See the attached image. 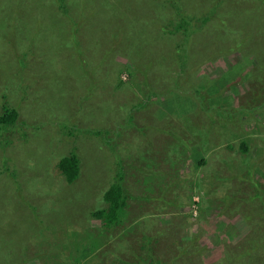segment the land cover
<instances>
[{
  "label": "rangeland",
  "instance_id": "obj_1",
  "mask_svg": "<svg viewBox=\"0 0 264 264\" xmlns=\"http://www.w3.org/2000/svg\"><path fill=\"white\" fill-rule=\"evenodd\" d=\"M37 1L0 0V114L9 105L19 115L0 137V264H264V0H62L65 16ZM176 12L200 27L189 42ZM39 24L58 36L50 27L38 38ZM46 74L73 87L56 91ZM63 119L111 146L60 133ZM146 125L171 144L152 146ZM71 152L74 183L58 168ZM120 167L136 240L105 258L100 243L90 259L75 252L87 244L76 234L100 225L91 213Z\"/></svg>",
  "mask_w": 264,
  "mask_h": 264
},
{
  "label": "trees",
  "instance_id": "obj_2",
  "mask_svg": "<svg viewBox=\"0 0 264 264\" xmlns=\"http://www.w3.org/2000/svg\"><path fill=\"white\" fill-rule=\"evenodd\" d=\"M57 2H58V5L55 4V2L53 0V2H51L50 5L52 6V8H54L55 10H57L60 13L64 9V6L62 4V0H57ZM162 3H163V1L160 2V0H157V2H156V4H161V5H162ZM217 4L220 7L223 6V3L221 0H218ZM215 6L212 8L211 12H208V15H206L201 20L202 25L200 27H202L203 25H207V23H209ZM34 8L39 9V10L40 9L46 10V9H48V3L46 4V3H43V0H40V1L38 0L36 2L35 6L33 7V9ZM165 9L168 10V8L166 6H165ZM176 9H177V12L184 14L179 6H177ZM177 12H176V14H177ZM159 13L161 14V15H159L161 17L163 12H159ZM61 14H63L65 16L64 13L61 12ZM178 16L181 18V22L188 25V28L184 29L183 31L185 32L186 38L189 42V41H191V37H193L192 36L193 33L198 32L200 27L199 28H191V26H192L191 21L182 18L180 15H178ZM64 18L67 20L66 17H64ZM41 23H43V21ZM50 27L52 28L53 36H58L57 31H54L55 29L53 30V27L51 25H45V26H42L41 24H39L38 26L36 25L33 27L32 32L34 31V33L36 35H38V38L43 39V38H45V36L43 35L45 28L49 29ZM182 27L184 28L183 25H182ZM250 28L254 30V26H250ZM59 34H60V36L62 34L60 32V30H59ZM222 37H223V34H222L221 38ZM65 43L67 44V42H65ZM241 44L245 48L251 49L250 44L247 43L245 40H242V39L239 40V43L237 45L240 46ZM73 45L77 46L76 43H73ZM181 49H182V46H178L176 49V54H179V51ZM127 51H130V50L127 49ZM104 53L106 54V59H108L110 57V53L106 50L104 51ZM81 55L82 54H80L79 56H81ZM191 57L192 56L188 53V51L186 49L184 51V55L182 57L179 56L180 65L182 67H184L186 65V61L188 62ZM16 59L22 60L21 58H16ZM180 59H183V60L181 61ZM145 69L148 70V72H150L149 68H145ZM148 72L143 73L144 78L147 77ZM48 74H50V73H48ZM48 74H46V75H48ZM45 80L54 82L52 84V88L58 87L56 91L59 90L60 86H62V87L64 86L67 88L73 87L72 86L73 83L70 81L71 78H68V76H66V77L57 76L56 77L55 75L51 74V75H48L47 79L45 78ZM146 81L147 80L145 79L144 82H146ZM26 86H27V84H25L22 80V82L19 84V89L22 91L21 97H26V95H27V89L25 88ZM62 87H60V88H62ZM37 90H35V91L40 92L39 91L40 87L37 88ZM37 100L39 103L37 104L35 102L34 104L39 105L41 107L42 103L44 102V99H37ZM147 101L157 103V105L161 106V107L163 104V103L159 102L158 95L155 93H148ZM48 102H49V99H48ZM29 103H30V101H29ZM164 105H166V103ZM141 107H144V104H141ZM18 117H19V115H18V111L16 108H12L9 105L3 106V112L0 114V137L2 136V134L5 131L10 129L11 127H13V126L16 127V122L18 120ZM63 122H64V125L58 124L60 133H64L66 136H69V137L72 136L75 138H77L78 133H80V132L88 133V135L94 133L96 136L101 135V141L104 142L107 146H111L110 143L112 142V138H107V136H102V133L100 131L99 132L97 130L96 131H89V130L86 131V130L79 129L75 125V120L71 121V120L63 119ZM69 122H70V126L72 127V130L66 126ZM45 128H46V131L47 130H49V131L56 130L55 126H50V125L46 126ZM66 129H69L70 132L69 131L66 132L65 131ZM144 129H146V130H143L142 128L140 129V133L142 134L141 136L143 139L148 138L149 141L152 143V146L159 148L162 145H164L165 143L171 144L166 136L163 138L157 139V140L153 139L154 136H153V138H151L149 136L150 126L146 125V127ZM161 130L162 129H159L158 131H161ZM37 131H39V130H36V132ZM1 139H0V141H1L0 145H4V144L6 145L8 143V142H6V143L3 142ZM244 142H246V141H243V144H244V149L247 152L248 146H246V144ZM9 146H11V145H9ZM5 155H7V154H5ZM1 160H3L4 171L6 173H11L12 168L15 167L16 163H13V160L9 157H6V156L2 157ZM9 162H12L13 165L8 166L7 163H9ZM205 162L206 161L203 160L202 164H204ZM58 168L62 172L63 176L65 177V179L68 183H74L80 177V172H81L80 160H79L78 155L75 152H71L68 156H62L60 161H59ZM121 170H122V167L119 168V172L117 174L116 181L113 183H110V186L100 196L99 201L96 200L97 202L95 203V207H94L95 211L91 213V216L95 220H98L100 222V225L93 230H89L88 233H86V234H78V232L76 234V238L78 239V241H80V242L86 241L87 244L86 245H83V244L79 245L78 244L80 246V248L84 251L80 252V248H76L75 252H79L82 255L83 254H86V255L87 254H93V256H90V259H94V260L96 259L95 255L100 250V243L106 244L105 250L103 251V257L105 258L106 254L112 250L121 252L125 249H128L130 247L128 244L129 240H130L131 246H133V244L136 240V236L134 235L135 223L132 224L133 225L132 227H125V220L129 216L128 210H129V206L131 205V200H133V195L128 194L127 190L124 188V185H123L124 175L121 172ZM60 219H62L61 223H63V221H65V220H70L66 216V214L62 215V217H60ZM123 229H124V231L121 232V230H123ZM153 241H154V237L149 239V243L147 245V251L148 250L150 251L149 246L153 247ZM92 249H93V252H91ZM152 256H153V254H152ZM153 258H154V256H153ZM25 262H26V260L22 259L21 264H24Z\"/></svg>",
  "mask_w": 264,
  "mask_h": 264
},
{
  "label": "bare ground",
  "instance_id": "obj_3",
  "mask_svg": "<svg viewBox=\"0 0 264 264\" xmlns=\"http://www.w3.org/2000/svg\"><path fill=\"white\" fill-rule=\"evenodd\" d=\"M230 135V134H229Z\"/></svg>",
  "mask_w": 264,
  "mask_h": 264
}]
</instances>
